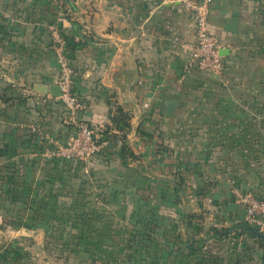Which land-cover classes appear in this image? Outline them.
I'll list each match as a JSON object with an SVG mask.
<instances>
[{
	"label": "crops",
	"instance_id": "0c3cea01",
	"mask_svg": "<svg viewBox=\"0 0 264 264\" xmlns=\"http://www.w3.org/2000/svg\"><path fill=\"white\" fill-rule=\"evenodd\" d=\"M59 17L80 100L74 111L50 91L58 65L46 24ZM208 23L220 74L189 65L194 20L182 0H0V185L28 182L30 200L66 208L70 195L86 198L76 185L87 186L97 206L115 209L120 200L140 213L144 230L157 221L158 242L172 245L180 234L199 247L220 243L219 257L203 264H262L264 241L247 227L234 189L264 198V110L253 106L243 77L251 68L241 63L264 44V0H210ZM170 99L178 103L167 113ZM116 106L130 116L123 133L134 158L121 153L116 129L87 162L46 155L79 123L102 130ZM58 184L61 193L39 191ZM10 199L0 193V206ZM10 203L1 215L20 201Z\"/></svg>",
	"mask_w": 264,
	"mask_h": 264
},
{
	"label": "rangeland",
	"instance_id": "374dc122",
	"mask_svg": "<svg viewBox=\"0 0 264 264\" xmlns=\"http://www.w3.org/2000/svg\"><path fill=\"white\" fill-rule=\"evenodd\" d=\"M241 63L251 68V72L243 77L254 87L251 95L256 104L253 106L264 110V44L255 49L253 55L245 56ZM72 162L76 163V160ZM89 172L88 169L83 170L84 174L90 175ZM71 176L76 177L74 174ZM27 183L13 185L6 181L4 186L0 185V193L7 194L11 198L10 202L13 201L12 194L13 198L16 196V200L20 201L11 212L0 214V226L3 228L0 231V264H203L205 257H219L220 243L206 246V243L212 244L206 239H203L204 243L200 247L194 240L182 243L180 234H172V245L170 237H164V243L158 242L161 233L157 230V221L149 225L152 231H146L137 224L141 222L140 213L132 211L129 214L120 200L115 209L97 206L90 199L93 191L85 190L87 186L76 185L77 195H85L87 199L74 201L70 195L68 204L71 206L68 208L65 207L66 201L42 199L40 203L45 207L41 206L40 214L32 219V215L24 214L28 204L20 200L26 197L30 189ZM47 189L43 186L39 191L61 193L59 184L51 189L48 186ZM6 202L1 201L0 210L12 207V203L8 202L6 206ZM42 213L44 216H41ZM33 226L36 232L22 231L33 229ZM245 236L248 237V234ZM248 249L245 256H252V245Z\"/></svg>",
	"mask_w": 264,
	"mask_h": 264
},
{
	"label": "built area",
	"instance_id": "2783aa9c",
	"mask_svg": "<svg viewBox=\"0 0 264 264\" xmlns=\"http://www.w3.org/2000/svg\"><path fill=\"white\" fill-rule=\"evenodd\" d=\"M182 1L192 10L194 20V39L188 44L189 65L202 72L220 74L223 70V58L219 52L220 44L209 29L210 0ZM60 20L62 17L46 24L50 35V48L58 65L56 83L61 94L56 97L67 109L74 111L79 108L80 100L73 89L74 69L67 46V34L59 23ZM99 136L98 130L87 123H79L74 134L63 143H55L46 155L87 162L101 147ZM234 196L236 201L244 206L249 225L258 224L264 235V198L239 189H234Z\"/></svg>",
	"mask_w": 264,
	"mask_h": 264
},
{
	"label": "trees",
	"instance_id": "16d2710c",
	"mask_svg": "<svg viewBox=\"0 0 264 264\" xmlns=\"http://www.w3.org/2000/svg\"><path fill=\"white\" fill-rule=\"evenodd\" d=\"M67 40H68V36H67ZM129 117H130L129 114L126 111H124L120 106H116L115 113L111 117V123L104 126V128L99 131V133H100L99 140L103 141V140H108V139H115L116 134L111 132V130L112 129L118 130L119 131L118 139L121 142L120 143L121 153L126 154V155L130 156L131 158H134L135 154L130 150L129 146L125 143V141H124L125 140V133H123V130L129 126ZM9 172L14 173L12 171V169H10ZM15 190L16 189H14V191ZM11 196L13 199V194ZM16 198L17 197L15 196L14 199H16ZM41 198H43V196H41ZM20 200L28 204V209H30V212H31L30 215H32V219L37 218V215H39L41 212V206H44L43 203H40V201H39L40 199L34 198V199L30 200L29 194L27 193L26 197L20 198ZM44 203L46 204V202H44ZM39 204H40V206H39ZM41 216H44V214ZM247 227L249 229H252L251 226H249V224L247 225ZM213 229H214L213 230L214 233L218 232V230L216 228H213ZM260 243L262 246H264V244L262 242H260ZM203 261L205 262V258H203Z\"/></svg>",
	"mask_w": 264,
	"mask_h": 264
},
{
	"label": "water",
	"instance_id": "95a60500",
	"mask_svg": "<svg viewBox=\"0 0 264 264\" xmlns=\"http://www.w3.org/2000/svg\"><path fill=\"white\" fill-rule=\"evenodd\" d=\"M50 91L52 93L53 96H59L61 94L60 88L57 84H53L50 86ZM177 100L176 99H170L166 102V112L170 113L171 110L173 108H175L177 106ZM251 230L258 236L260 237L263 241H264V235L262 234V232L259 230V225L258 224H254L253 226H251ZM264 264V258H263V263Z\"/></svg>",
	"mask_w": 264,
	"mask_h": 264
}]
</instances>
